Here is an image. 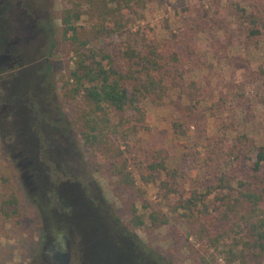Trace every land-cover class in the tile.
<instances>
[{
  "label": "rangeland",
  "instance_id": "1",
  "mask_svg": "<svg viewBox=\"0 0 264 264\" xmlns=\"http://www.w3.org/2000/svg\"><path fill=\"white\" fill-rule=\"evenodd\" d=\"M63 8L62 0H0V193L18 201V216L0 220V264H53L45 252L57 235L44 218L61 212V183L78 188L99 212L96 205L112 206L125 238L135 233L171 264H226L222 248L200 244L190 231L193 219L173 211L176 197L162 199L155 184L138 177V190L125 191L94 170L74 123L80 97L72 98L66 84L74 54L62 38ZM245 13L264 23V0H152L125 35L94 46L113 54L148 34L178 54L183 77L159 104L145 102L149 131L129 143L141 160L149 149H164L168 165L181 169L183 192L216 190L222 183L214 174L225 173L232 189L209 196L214 217L222 196L264 190V164L255 172L250 160L264 146V28L248 38ZM80 25L87 26L85 18ZM241 133L251 142L233 148ZM132 209L142 227L133 226ZM234 221L238 237L241 221ZM73 251L70 264H77L81 252L76 245Z\"/></svg>",
  "mask_w": 264,
  "mask_h": 264
},
{
  "label": "trees",
  "instance_id": "2",
  "mask_svg": "<svg viewBox=\"0 0 264 264\" xmlns=\"http://www.w3.org/2000/svg\"><path fill=\"white\" fill-rule=\"evenodd\" d=\"M151 1L62 0V38L74 54V67L66 84L70 83L68 92L72 98L80 97L74 123L90 150V163L96 172L109 173L116 186L125 191L138 190V177L145 185L155 184L162 199L176 197L173 211H182L187 221L192 218L190 231L196 240L210 249L221 247L219 253L226 264H264V190L246 189L240 199L232 198L233 203L228 195L222 196L214 210L218 217H214L210 213L213 208L209 209V196L232 189L225 173L214 174L223 187L205 193L193 189L183 192L181 169L168 165L164 149H149L141 160L129 143L131 136L147 135L149 113L145 102L149 99L159 104L168 97L175 87L173 83L184 75L182 61L167 44H157L148 34L138 36L135 43L126 44L117 52L112 50L113 54L94 46L110 37L125 35L132 28L134 17ZM242 16L248 20L246 25H250L246 29L248 38L260 35L258 27L264 28V23L252 13ZM84 18L87 26L83 27L80 23ZM182 132L185 135L186 128ZM249 141L246 133L237 134L233 148L246 146ZM257 148V153L250 157L255 172L264 164V146ZM186 156L182 153L181 159ZM56 196L61 212L58 215L54 210L48 212L44 228L56 235L70 233L81 252L75 259L77 264H171L159 253L147 249L135 233L129 232L125 238V227L112 206L96 205L103 217L97 220L91 213L93 201L81 197L74 188L61 183ZM132 211L133 226L142 227L143 220ZM17 216L16 197L0 193V220ZM106 217L113 224H106ZM231 218L241 221L238 237L232 230L236 223L230 224ZM152 220L159 221L155 217ZM161 224L166 221L161 220Z\"/></svg>",
  "mask_w": 264,
  "mask_h": 264
},
{
  "label": "flooded vegetation",
  "instance_id": "3",
  "mask_svg": "<svg viewBox=\"0 0 264 264\" xmlns=\"http://www.w3.org/2000/svg\"><path fill=\"white\" fill-rule=\"evenodd\" d=\"M66 185L70 186L71 188H74L81 197L85 198V195L80 192V190L76 187H74L72 184L66 183ZM92 204V202H91ZM92 207V206H91ZM93 208V207H92ZM94 209V208H93ZM93 215L98 220V218H103L100 216V213L97 209L92 210ZM81 242V241H80ZM74 238L71 237L70 233L68 234H59L57 235L52 242L49 243V246L46 248L45 256L47 259H49L53 264H61L63 254L69 253L70 256V262L73 258L74 251L73 247L75 244ZM56 254L55 258L54 255Z\"/></svg>",
  "mask_w": 264,
  "mask_h": 264
},
{
  "label": "water",
  "instance_id": "4",
  "mask_svg": "<svg viewBox=\"0 0 264 264\" xmlns=\"http://www.w3.org/2000/svg\"><path fill=\"white\" fill-rule=\"evenodd\" d=\"M56 254L54 255L55 258ZM62 263L61 264H70V256L69 253H65L63 254V258H62Z\"/></svg>",
  "mask_w": 264,
  "mask_h": 264
}]
</instances>
